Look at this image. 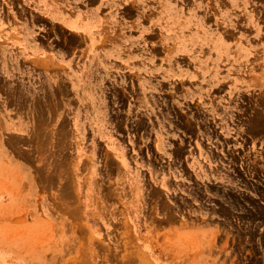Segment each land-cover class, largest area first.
<instances>
[{
	"label": "rangeland",
	"instance_id": "obj_1",
	"mask_svg": "<svg viewBox=\"0 0 264 264\" xmlns=\"http://www.w3.org/2000/svg\"><path fill=\"white\" fill-rule=\"evenodd\" d=\"M0 264H264V0H0Z\"/></svg>",
	"mask_w": 264,
	"mask_h": 264
},
{
	"label": "crops",
	"instance_id": "obj_2",
	"mask_svg": "<svg viewBox=\"0 0 264 264\" xmlns=\"http://www.w3.org/2000/svg\"><path fill=\"white\" fill-rule=\"evenodd\" d=\"M211 156V155H210ZM210 158H202L199 159V163L197 164V168L199 169L198 172L194 170L193 173V181L194 185L198 188L204 187V182L213 181V183L216 182V180H205L206 177H211V175L218 173V167L215 163H211Z\"/></svg>",
	"mask_w": 264,
	"mask_h": 264
}]
</instances>
